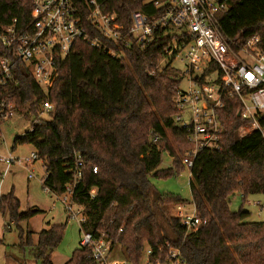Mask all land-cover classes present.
Here are the masks:
<instances>
[{"label": "trees", "instance_id": "trees-1", "mask_svg": "<svg viewBox=\"0 0 264 264\" xmlns=\"http://www.w3.org/2000/svg\"><path fill=\"white\" fill-rule=\"evenodd\" d=\"M98 2L126 25L135 11H151L143 0ZM227 2L217 16L224 35L239 45L259 36L264 47V0ZM75 3L85 8V0ZM31 12L29 0H0V27L16 19L17 28L24 30L31 23ZM165 47V39L158 38L147 47L133 45L116 58L78 41L59 63L47 94L26 64L18 61L14 82L0 86V99L14 102L19 112L26 110V117L35 115L41 122L26 135L16 136L12 149L32 145L46 167L43 185L56 194L75 184L74 160L79 155L84 161L83 177L73 188V199L84 207L83 229L104 236L112 247L119 246L131 263H141L147 248L157 256L161 246L165 256L169 242L180 247L186 264H264V221H248L251 212L243 205L231 210V198L237 193L243 201L264 193V138L258 131L239 135L245 121L237 116V100H226L219 111L222 148L202 150L190 170L191 200L205 221L197 231L187 233L180 218L171 213L185 200L157 191L151 182V177H167L184 168L183 152L175 145L184 130L173 121V98L183 76L171 61L161 65ZM3 51L0 41V58ZM46 101L55 106L47 120L38 116ZM163 152L173 160L160 169ZM20 207L14 190L0 195V213L11 222L28 220L39 212ZM65 228L66 224L51 225L31 243L39 264H53ZM87 255L88 250L79 247L65 264H87Z\"/></svg>", "mask_w": 264, "mask_h": 264}, {"label": "built area", "instance_id": "built-area-1", "mask_svg": "<svg viewBox=\"0 0 264 264\" xmlns=\"http://www.w3.org/2000/svg\"><path fill=\"white\" fill-rule=\"evenodd\" d=\"M29 1L32 7L29 26L19 30L15 19L12 25L0 27V41L4 46L0 58V86L14 82L13 68L21 61L47 94L58 76L59 63L73 51L78 41L112 57L122 58L125 49L133 45L147 47L163 38L165 59L171 63L176 59L187 63L186 70L181 72L187 80V88L183 89L179 84L173 98L176 108L173 121L184 130L183 137L188 144L182 158L187 168L191 170L202 150L222 148L224 127L219 111L228 99L238 101L237 116L245 121L239 128V135L258 131L264 138L262 39L255 36L239 45L224 35L217 16L227 8L228 0H143L151 11H135L130 25L120 22L115 13L105 11L98 0H85L84 9L79 8L75 0ZM54 108L53 103L46 101L39 107L38 116L41 119L43 115L50 116ZM17 117L29 119L30 132L41 122L35 115L26 117V110L19 112L14 102L0 99V128ZM152 140L157 142L158 137L154 136ZM38 159L36 151L23 158L11 153L0 154V164L6 166L4 174L15 163L31 168ZM83 165L84 161L77 155L73 168L75 184L83 177ZM34 177L33 170L29 169L28 178ZM75 184L63 194H56L44 185L43 188L60 199L67 218L79 224V245L88 250L87 264H136L113 257L109 240L104 236L95 237L83 229L87 216L84 207L73 199ZM94 194L95 189L91 191L92 197ZM177 208L182 209L181 205ZM173 215L180 218L187 233L197 231L205 223L197 215L195 206L191 213ZM165 247L163 257L161 246L157 256H153L152 248H147L143 261L137 264H186L180 247L169 242Z\"/></svg>", "mask_w": 264, "mask_h": 264}, {"label": "rangeland", "instance_id": "rangeland-1", "mask_svg": "<svg viewBox=\"0 0 264 264\" xmlns=\"http://www.w3.org/2000/svg\"><path fill=\"white\" fill-rule=\"evenodd\" d=\"M167 62L164 59L161 65ZM172 65L181 72L186 70L187 63L176 59ZM180 87L187 88V80L183 79ZM43 119H49L48 115H43ZM31 126L27 118H13L1 126L2 143L0 152L6 154L7 149L14 157H27L35 149L28 143L19 144L12 149L13 141L16 136H22ZM178 150L184 153L188 148L184 137L175 141ZM172 157L167 152L162 154V163L160 169L167 168L172 163ZM183 163V162H182ZM29 169L33 170L35 177L28 179ZM45 176V165L40 159L27 168L22 164L15 163L11 166V171L4 175L2 191L13 188L15 195L19 198L21 211L35 209L39 212L28 220H22L18 223L11 222L8 216L0 213V238L3 237L4 243L0 245V262L5 264H39L35 258V246L41 230L47 229L49 223L64 224L66 223L64 238L53 253V264H65L71 258L75 249L79 248L80 227L75 220H69L64 211V206L60 199H57L52 193L43 188L42 180ZM191 171L184 165V168L178 173L167 177H151V182L157 191L162 193H173L185 200L181 204V210L173 208L172 214L191 213L194 210V204L191 200L189 182ZM259 202V205L256 204ZM251 212L248 221H264V193L253 194L247 197L246 201L242 200V195L237 193L231 198V210L237 211L241 206ZM10 226L7 229V226ZM6 226V228H5ZM4 229V231H3ZM113 257H122L119 246L112 248ZM143 261V260H142ZM144 264V262H142Z\"/></svg>", "mask_w": 264, "mask_h": 264}, {"label": "crops", "instance_id": "crops-1", "mask_svg": "<svg viewBox=\"0 0 264 264\" xmlns=\"http://www.w3.org/2000/svg\"><path fill=\"white\" fill-rule=\"evenodd\" d=\"M10 153V151L7 149V153L6 154H9ZM0 154H4V153H1L0 152ZM6 154H4V155H6ZM5 165H3V164H0V195L1 194H6V193H8L9 191H11V190H13V188H11L10 190H7V189H5V190H3L2 191V185H3V179L4 178H2L4 175H7L10 171H11V167H10V169H9V171L7 172V173H5L4 174V169H5ZM29 179V178H28ZM30 180V179H29ZM17 197V196H16ZM18 198V197H17ZM19 199V198H18ZM258 204H259V202H257ZM20 210H21V208H20ZM64 224H66V223H64ZM52 224L51 223H49V225L48 226H51ZM54 225V224H53ZM5 228H6V226H5ZM10 228V226L9 227H7V229H9ZM3 231H4V229H3ZM2 239H3V237H2ZM0 264H5V263H3V262H0Z\"/></svg>", "mask_w": 264, "mask_h": 264}]
</instances>
